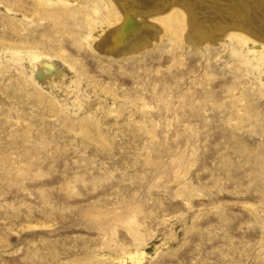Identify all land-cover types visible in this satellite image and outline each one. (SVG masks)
Instances as JSON below:
<instances>
[{
    "label": "rangeland",
    "instance_id": "rangeland-1",
    "mask_svg": "<svg viewBox=\"0 0 264 264\" xmlns=\"http://www.w3.org/2000/svg\"><path fill=\"white\" fill-rule=\"evenodd\" d=\"M63 1L0 0V264H264V2L112 53L116 2Z\"/></svg>",
    "mask_w": 264,
    "mask_h": 264
},
{
    "label": "bare ground",
    "instance_id": "bare-ground-1",
    "mask_svg": "<svg viewBox=\"0 0 264 264\" xmlns=\"http://www.w3.org/2000/svg\"><path fill=\"white\" fill-rule=\"evenodd\" d=\"M113 1L116 2V4L120 8V11L124 15L125 23L123 24L124 27H121L119 30L113 29V30H111V33L113 32L114 34L116 33L117 35L121 34V36L125 35V37H123L124 39L121 38L122 41H120L118 43L116 42L117 44L113 45V43L111 41H113L114 37L113 36L108 37L109 34L105 35L104 40L102 42H100V44L98 46L103 52L104 51H107V52L111 51L112 53H114V52L121 51V48L126 47V48H129L128 51L126 50L127 53H131V52L133 53L134 50L140 51V49L146 48L147 46L153 47L156 45V43H159L162 41V34H159V33L160 32L163 33V29L161 28L160 25H159L160 27L159 26L153 27V28H156L158 30L157 33L156 32L154 33V31H153L154 29L151 28V26H153V25H151L149 23H144L141 26V28H138V24L140 22L138 23L137 21H135L136 20L135 17H136L137 13L138 14L140 13L141 15H144L146 17H149V16L151 17L152 15H156L158 13H161V14L163 13L165 15H168V14H171L172 12H174L175 10H177L179 12V15L181 16V22H182L184 30L186 32L184 35V38H187V36L193 32V29H194L193 25L194 24H196V23L203 24L204 22H205L204 24H206L207 23L206 17H209V15L212 13V12H210V14L208 13V15H206V16H205V14L201 15L200 11L203 8L200 9V6H199L200 4L197 3L196 0H187V1L186 0H134V2L129 1L130 3L128 2V0H113ZM184 1H186V2H184ZM214 1H217V0H214ZM260 1L264 2V0H244L245 4H244V7H242V9L244 11L254 10L255 8H257L256 6ZM133 3H134V5H133ZM208 3H210V2H208ZM220 3H223L222 0H218L217 2H213L212 3L213 6H211L209 4H204V7L208 8V9L210 8L212 10L217 9V10L221 11L224 5H221ZM238 3H240V2L238 1ZM238 6L241 8L240 5H238ZM253 6H255V7H253ZM225 7H226V5H225ZM228 9H229V7H228ZM217 10H216V12H217ZM229 10H233V7L231 6ZM251 12H253V11H251ZM220 14L215 17L217 19L213 18L210 21H208V22H210L209 24H211L212 26H216V24L219 23V26L221 25L220 29L223 30L221 35L219 34V36L213 38L214 43L222 42L223 40H225L228 37H233V40H236L237 38H239L241 36L242 31L246 32V30H247L246 27L248 25H250V24L246 25V21H245L246 18H245V19H242L241 21H235L234 23H232L233 25H230V27H228V23L226 22V20L230 19V18L226 17L222 13V11ZM247 15H248V13H247ZM253 16L256 19H258L260 17V15L258 13H254ZM244 17H246V15ZM139 19H141V18H139ZM202 19L204 20V22ZM242 22H244V23H242ZM256 23H258V22H256ZM129 26L132 28H130ZM226 32H231V34L228 33L229 35L227 36V35H225ZM113 33H112V35H114ZM185 41H187V40H185ZM134 52H137V51H134ZM118 53H120V52H118ZM117 58H118V56H117ZM34 60H35L37 67H38L37 76L40 79H43L45 76V72H44L45 66H47V68H49V70H52V66L49 65L48 63H46L45 61L40 60L38 57H35Z\"/></svg>",
    "mask_w": 264,
    "mask_h": 264
}]
</instances>
